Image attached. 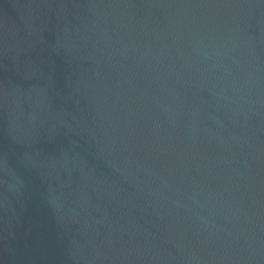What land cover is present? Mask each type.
<instances>
[{"label":"water","instance_id":"obj_1","mask_svg":"<svg viewBox=\"0 0 264 264\" xmlns=\"http://www.w3.org/2000/svg\"><path fill=\"white\" fill-rule=\"evenodd\" d=\"M0 264H264V0H0Z\"/></svg>","mask_w":264,"mask_h":264}]
</instances>
